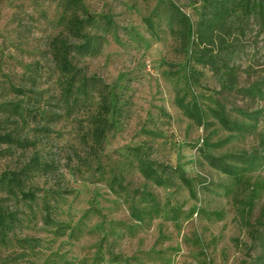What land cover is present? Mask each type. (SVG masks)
<instances>
[{"label":"rangeland","instance_id":"374dc122","mask_svg":"<svg viewBox=\"0 0 264 264\" xmlns=\"http://www.w3.org/2000/svg\"><path fill=\"white\" fill-rule=\"evenodd\" d=\"M203 1L82 0L105 42L98 55L74 53L91 85L65 101L51 55L66 36L62 0H0L5 127L39 141L25 150L0 144V176L35 156L50 166L26 183L34 201L1 187L0 206L15 221L0 225V264H264V17L234 18V52L211 69L199 63L194 36L178 35V16L196 27ZM100 89L112 111L93 149L84 134ZM194 103L202 124L183 109ZM213 110L237 129H224Z\"/></svg>","mask_w":264,"mask_h":264},{"label":"trees","instance_id":"16d2710c","mask_svg":"<svg viewBox=\"0 0 264 264\" xmlns=\"http://www.w3.org/2000/svg\"><path fill=\"white\" fill-rule=\"evenodd\" d=\"M62 4L66 36L57 37L53 40L51 55L56 71L63 77L61 91L62 97L66 101L78 93L87 95L91 85L88 83L89 78L74 63V53L77 52L85 56L98 55L105 41L104 36L92 32L94 19L85 12L82 0H62ZM239 15L264 17V0H204L196 27L190 18L184 14L178 16L180 26L178 35L183 39V42L194 36V46L199 49V63L216 69L219 62H225L234 52L232 49L233 42L230 41V38L233 35L234 18ZM110 21V18H107V22ZM16 91L21 95H25L27 92L23 86L16 88ZM98 98L99 101L94 111L91 112L88 121V131L84 134V136L90 137L93 149H98L103 144L110 128L109 117L112 111L110 92L100 89L98 90ZM9 107L10 103L0 104V144L15 146L23 150L36 147L39 143L36 139L22 138L16 128L5 127L11 119V114H6ZM183 109L198 124L203 123L206 113L197 103H194L192 107ZM13 111L20 113L19 106H15ZM213 116L228 131H233L238 127L236 123L226 118L223 110H213ZM34 117L36 116L34 115ZM38 126L36 130L39 133L48 132L47 128ZM209 161L212 167L221 169L224 173L233 176L244 187L250 185L248 178L241 180L222 158L210 157ZM49 168L48 163L35 156L31 163L21 170L2 174L0 176V191L3 187L9 195L34 201L37 198L36 193L33 187H27L26 183L33 172L47 173ZM144 174L150 178L153 176L154 170L147 167ZM157 184L161 185V182H157ZM234 202L237 205H242L244 198L234 196ZM2 207L4 206H0V225H5L10 229L14 226L15 216L9 209L6 210ZM245 209L244 206L238 208L241 217L244 219Z\"/></svg>","mask_w":264,"mask_h":264}]
</instances>
